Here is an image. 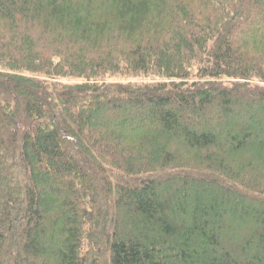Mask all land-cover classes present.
I'll return each mask as SVG.
<instances>
[{"label":"trees","instance_id":"obj_1","mask_svg":"<svg viewBox=\"0 0 264 264\" xmlns=\"http://www.w3.org/2000/svg\"><path fill=\"white\" fill-rule=\"evenodd\" d=\"M0 264H264V0H0Z\"/></svg>","mask_w":264,"mask_h":264},{"label":"rangeland","instance_id":"obj_2","mask_svg":"<svg viewBox=\"0 0 264 264\" xmlns=\"http://www.w3.org/2000/svg\"><path fill=\"white\" fill-rule=\"evenodd\" d=\"M56 81H58V80H56ZM74 81L77 82L79 80H75L73 78H67V80H66V82H74ZM136 82H140V81L136 80Z\"/></svg>","mask_w":264,"mask_h":264}]
</instances>
